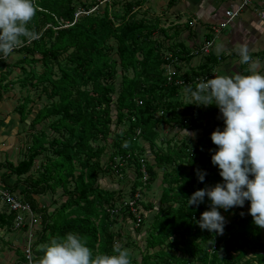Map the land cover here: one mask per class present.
<instances>
[{"label": "trees", "instance_id": "trees-1", "mask_svg": "<svg viewBox=\"0 0 264 264\" xmlns=\"http://www.w3.org/2000/svg\"><path fill=\"white\" fill-rule=\"evenodd\" d=\"M141 2L126 3L123 13L120 9L113 13L110 0H34L36 14L28 28L36 38L30 42L22 38L13 51L23 55L16 62H9V56L0 59V103L1 88L14 83L26 91L40 87V95L50 103L34 111V98L23 97L19 110L27 126L22 132L28 130L31 140L23 147V159L0 161V186L19 191L40 214L33 245L38 261L53 238L69 231L84 237L94 253L113 254L114 246L127 245L115 229L120 215L137 222L129 201L139 186L152 185L157 168L163 169L159 204H146L144 196L136 200L143 218L138 228L147 227L141 261L128 251L131 264H264V228L253 222L250 201L243 207L220 209L225 217L223 234L198 224L210 208L207 197L198 207L188 206L195 191L223 182L212 163L218 146L211 134L218 127L223 130L224 121L214 104H192L181 94L188 87L194 89L203 75H212L234 53L219 56L211 49L202 63L192 65L202 47H189L179 37L186 31L195 34L196 29L190 23L164 27L159 17L139 16L134 9ZM79 8L95 9L75 21ZM213 35V31L207 34L205 42ZM249 54L252 60L264 61L262 51ZM172 62L175 71L169 79L166 66ZM16 69L18 78L9 79ZM249 74L250 65L241 64L240 75ZM50 118L48 133L38 125ZM163 125L201 136L195 141L166 139L158 130ZM144 143L154 155L153 163ZM40 159L43 162L35 170ZM141 159L148 171L146 184ZM127 167L129 188L107 189L101 184V176H121ZM198 170L206 173L203 182ZM47 195L53 199L44 205L39 200ZM117 208L119 212L112 213ZM17 215L4 202L0 229L15 231ZM17 229L26 232L29 226L23 223ZM13 249L18 255L15 264H26L23 249Z\"/></svg>", "mask_w": 264, "mask_h": 264}, {"label": "clouds", "instance_id": "clouds-1", "mask_svg": "<svg viewBox=\"0 0 264 264\" xmlns=\"http://www.w3.org/2000/svg\"><path fill=\"white\" fill-rule=\"evenodd\" d=\"M35 14L34 0H0V59L12 54L22 38L29 42L36 38L28 28ZM237 50L240 62L250 65L251 74L214 76L186 89L192 104H214L224 121L223 130L218 127L211 134L218 146L211 159L223 182L197 190L188 199V206L197 207L205 197L210 200V208L201 214L198 224L218 234L225 227L220 209L243 207L246 201H250L253 222L264 228V73L254 71L247 45ZM184 132L187 137L194 135ZM197 175L201 182L205 180V172L198 170ZM43 252L38 264H131L128 250L114 246L113 254L94 253L84 237L71 231L53 238Z\"/></svg>", "mask_w": 264, "mask_h": 264}, {"label": "rangeland", "instance_id": "rangeland-1", "mask_svg": "<svg viewBox=\"0 0 264 264\" xmlns=\"http://www.w3.org/2000/svg\"><path fill=\"white\" fill-rule=\"evenodd\" d=\"M112 3V8H113V13L116 9H120V11L123 13L124 10L126 9V3H134L138 0H110ZM116 1V6L113 5V3ZM105 6V4H102L101 7ZM139 6H142L139 8ZM222 8V7H221ZM196 10V8L193 7V4L189 2L188 0H143V3L141 2L140 5L135 7L136 14L139 16H148V17H159L161 19V23L163 25H169L168 23L170 20H173L174 22H179L182 25L190 21L193 17H196L199 13H193L191 10ZM261 10V9H260ZM225 11L218 10L216 14H223ZM200 18L206 19V15L201 9L200 12ZM238 18H234L233 21H236ZM166 20V21H165ZM229 26V25H228ZM202 30V28L200 29ZM189 32H185L184 36L182 39L186 42L189 39ZM201 47H203L202 43L199 44ZM227 49V48H226ZM228 54V51H222L220 53L217 52V54L223 55V54ZM234 53V52H233ZM232 55V54H231ZM23 55L21 53H15L13 52L12 54L9 55V62H16L19 60ZM237 56V53H234L235 58ZM206 56H201L197 55L194 57L191 61V64L193 63H202L205 60ZM226 60V59H225ZM222 60V61H225ZM221 61V62H222ZM255 62V69L254 71L263 73V67H264V61H259L258 58L253 59ZM231 63V64H230ZM223 64V63H222ZM221 64V65H222ZM230 64V65H229ZM241 62H240V57L238 59H234L232 61L225 62V65L227 66L224 71V75L228 76H235L237 74H241ZM219 65V67L221 66ZM185 67H188L186 65ZM231 67V68H230ZM38 69H40V65H38ZM227 71V73L225 72ZM18 69L16 71L14 70L12 74L10 75L9 79L12 78H18ZM220 75H223L222 72H220ZM10 81V80H7ZM10 86L9 89H6L4 86L2 89V93L4 94L3 101L0 103V144L1 142H4L5 146H0V161L6 160V158L13 160V161H18L24 158L23 152L25 149L23 147L28 146V140L30 141L31 137L28 134V130L23 131V127L27 126L25 122L22 121L21 113L19 108L21 107V103L23 101V97L26 95H30L31 98H34V105L33 103V109L36 111L37 109H40L43 107V105L49 104L50 101L46 97V95H40L41 93V88H34L31 87L29 90H22L20 83H14V85L8 84V87ZM7 90V91H6ZM21 99L18 101V99ZM181 98L183 100L192 102L191 98L189 97V94L186 91H183L181 94ZM29 104V103H28ZM29 106H27V109ZM26 112V111H25ZM27 114H29L27 112ZM4 116L9 117L10 119L2 118ZM222 119V116H221ZM52 118L47 119L46 122L39 124L38 127L40 128H46V130L49 132H52L49 127V123L51 122ZM223 120V119H222ZM115 126H113V129ZM160 132V136L166 139H170L174 136H178V138H187V135L185 134L184 131H187L189 133H192L194 135H190L189 137L194 138V141L201 136L200 133H197V131H191V130H181L178 131L179 128H173L170 127L169 125H163L158 128ZM179 132V134L177 133ZM181 132V133H180ZM144 146L147 148L148 153L146 156L148 160H150L151 163L154 161V155L150 153L149 150V144L144 143ZM104 162H107V155L103 156L102 159ZM43 162L42 159L38 160L36 165H35V170L41 165ZM158 170V175L156 180L152 183L150 187H146L143 191V196L144 200L147 203L149 202H154L156 205L159 204V200L162 196V192L164 190V182H163V169ZM129 168L127 167L124 172L121 174V176L114 177V176H101L100 182L101 184L107 188V189H114V188H119V187H125L129 188L127 186L128 182L130 181V176L128 174ZM126 174L128 176H126ZM0 179H1V172H0ZM127 190V189H125ZM19 192V191H18ZM17 192V193H18ZM19 194V193H18ZM20 195V194H19ZM21 199H23V195H20ZM38 198V197H37ZM53 199L52 195H47L45 197L40 198V202L44 205L50 204L51 200ZM4 207V201L1 199L0 200V212L3 210ZM55 206L51 207L53 210ZM50 209V210H51ZM40 214L36 218L37 221H34L36 223V226L31 229V233H27L23 230H19L16 227L15 231L12 232H7L5 230L0 229V264H15L16 260L18 259V255L16 251L13 248H21L23 249L25 244L27 243L26 239H28V236L30 234H34L35 239H36V234L37 230L41 227L40 226ZM230 218V217H229ZM145 220V219H144ZM147 227V224H145V227L142 229L138 228V225L127 218H124L122 215H120L118 223L115 225L116 231H121V234L124 236L122 238V242L124 244H127L126 250H128L134 259H137L138 261H141L142 255H143V244L145 243L146 239V234L143 232L145 231L144 229ZM127 241V242H126ZM13 247V248H11Z\"/></svg>", "mask_w": 264, "mask_h": 264}, {"label": "crops", "instance_id": "crops-1", "mask_svg": "<svg viewBox=\"0 0 264 264\" xmlns=\"http://www.w3.org/2000/svg\"><path fill=\"white\" fill-rule=\"evenodd\" d=\"M193 4V7L196 8L194 11L193 9L191 12L199 14L196 17H193L188 21L187 23H190V25L196 29L195 34H188L189 39L188 42L184 41L182 37L184 36L183 32L181 36L179 37V41H184V43L189 46H195L199 44L204 43L206 40V35L213 31V38L211 41H213V47L212 51L217 54L222 51H228L231 53H237V56L235 58L234 55L229 58H226L225 61L220 62L219 65H222L219 67V65L214 70V73L216 76L220 75V72L223 73L226 69L225 62H230L234 59H238L239 53H238V47L242 44L247 45L249 52H264V19L260 17V9L257 4H254L252 6L245 7L240 15L237 17L238 19L236 21H232L229 26L226 28H223L221 32L216 33L213 30V26L219 24L221 21L224 20L223 14H216L218 10L226 11L228 9H237V7L240 5L241 0H188ZM143 3V0H142ZM142 6H139L141 8ZM222 7V8H221ZM201 9L206 15V19L200 18V12ZM166 21V20H165ZM185 23V24H187ZM169 25H163L164 27L168 26H183L185 24H181L179 22H174L173 20H170L168 23ZM202 28V30H200ZM187 32V31H186ZM227 48V49H226ZM201 55V53H200ZM260 61V60H259ZM198 63H193V65H197ZM231 64V63H230ZM229 64V65H230ZM231 68V67H230ZM227 73V71H225ZM2 118L10 119V116H4ZM1 148L2 146H5L4 142H1L0 144Z\"/></svg>", "mask_w": 264, "mask_h": 264}, {"label": "built area", "instance_id": "built-area-1", "mask_svg": "<svg viewBox=\"0 0 264 264\" xmlns=\"http://www.w3.org/2000/svg\"><path fill=\"white\" fill-rule=\"evenodd\" d=\"M254 4H257L259 7H261L260 17L264 19V0H241V3L237 7V9H228L225 11L224 20L221 21L219 24L213 26V30L216 33L221 32L222 29L226 28L233 21L234 18L240 15V13L245 7L252 6ZM95 8L88 10V11H86L83 8L77 9L75 13V21L78 18H80L83 14H89ZM212 47H213V41H206L203 44V47L201 49V56L208 55L211 52ZM168 58H173V56L169 54ZM176 60H177V57H174L173 61L175 62ZM174 71H175L174 63L173 62L169 63L166 66V74L169 75V79H171V75ZM214 76H216L215 73H213L212 75H209V74L203 75L199 79V82L206 81L209 78H214ZM141 171L143 173V182L144 184H146V179L148 177V171L145 165V159H141ZM139 187L140 188L136 191L134 195V199H130L129 201V205L136 216L137 225H139L142 222L143 218L138 208L136 207V200L143 197V190L145 189V187H142V186H139ZM0 197L5 203H7L10 206L11 210L17 212L18 215H17V220H16V227H19L23 225V223L24 224L26 223L29 226V229L26 232L31 233L30 230L36 226V223L34 221H37L36 218L38 217V214L33 210L32 206L29 203L25 202L23 199H21V196L17 192H11L10 190L5 189L1 186H0ZM118 212H119L118 208L112 210V213H118ZM39 218H40L39 220H41V217ZM34 236H35L34 234H30V236H28V239H26L27 243L25 244L23 248L26 264H29L30 260H31V264H38V260L36 259V255H35L34 247H33L35 240H36ZM215 248L216 247H214V249ZM214 249H212V251Z\"/></svg>", "mask_w": 264, "mask_h": 264}]
</instances>
